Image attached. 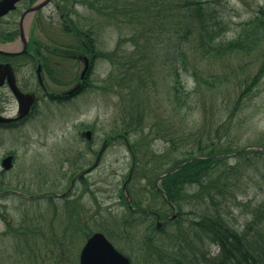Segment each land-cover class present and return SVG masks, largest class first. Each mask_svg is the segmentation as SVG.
Here are the masks:
<instances>
[{
  "label": "rangeland",
  "instance_id": "374dc122",
  "mask_svg": "<svg viewBox=\"0 0 264 264\" xmlns=\"http://www.w3.org/2000/svg\"><path fill=\"white\" fill-rule=\"evenodd\" d=\"M76 1L79 3L75 7L78 13V27L82 30L91 28L101 44V50L113 51L118 47L120 41L125 40L124 45H121V51L125 50L127 53H133L134 58H131V60L136 59L139 61L133 68L138 69L140 64H146L145 61L141 62L139 60L143 56V49L140 44L146 36H151L153 43H157L156 35L160 31L158 25L144 20L138 26H130L121 15L115 19L102 17V15H99L102 14L101 11L97 9L106 6L104 5L105 0ZM211 1V7L215 8L223 18L226 29L222 32L227 38L235 35L241 24L252 17L258 7L264 3V0ZM145 3H150V0H146ZM162 7L164 12L158 18V22L165 23L164 29L161 30L165 33L169 31L168 25L172 20L171 15L175 11L174 2L164 0ZM134 33L139 36L138 49L130 41L131 34ZM163 44L164 46L156 44L160 52L158 53L160 54L159 58L155 60L154 64L158 71L156 88L152 90V87L147 85L141 91V93H144L142 97L147 99L146 113L142 118H144L146 130L149 127L152 128V135L155 136L153 137L155 140L150 141L141 133L137 137L140 143L134 149L135 152L132 150L135 155L134 168L140 166L145 175L141 176V180H137L136 177L132 178V182L130 181L128 184V190L137 207L156 211L162 218H166L171 214V208L168 204L170 201L168 202L166 193L162 191L165 197L164 200L163 196L155 193L151 184L148 183L149 180L156 179L159 174L164 173L171 166V163L175 162L174 159H183V152L189 151L190 148L184 149L185 146L180 144V136L190 139L191 142L197 139L206 141L209 136L212 138L213 134L216 133V129L224 123V129H220L217 135L222 138L227 135V140L234 143L233 145L245 147L252 145L251 143L259 138H264V79H261L258 87L249 93L252 98L249 97L250 100L243 102L242 111L234 115L229 122L226 120L229 112L225 107H220V103L222 98L226 101L235 98L237 90L233 84L234 76L219 88L218 93L209 91L208 89L212 88L211 86H203L202 90L196 89L195 84L189 79L187 91H192L190 95L196 103L194 105L192 101V104H190V111L193 113L189 115L186 107L179 106L181 108L176 110L178 105L171 93L172 78L167 75L170 67L167 56L169 48L167 43ZM128 46L131 49H127ZM252 59H254V55L248 57L247 62L252 63ZM200 63L203 69H208L210 72L215 71V73L222 74L224 70L222 63L217 60H205ZM131 64H135V62ZM67 68L69 76L74 74L76 70V74L81 71V66L77 64H69ZM93 68L94 71L90 75L89 81L100 82L101 89L91 90L85 87L78 93L77 97L64 102L44 98L40 105L43 114L37 121L34 120L33 123L28 125V128H25L15 138L0 135L2 139L0 159L6 153L16 152L15 155L17 156L14 174L11 177L12 187L23 189L24 194L37 195L52 192L58 195L64 192L78 168L76 159L72 155L77 156L79 153H85L87 147L81 139V132L84 130L93 132V147L97 152L104 138L110 136L112 131H117L125 124L127 125V121L123 122L121 118L129 110L130 97L127 90L135 88V81L125 79L122 84L123 90L116 86L111 87L110 82L103 81L104 78L106 79L112 74L113 79L117 72H120L117 65L112 66L105 60L97 63ZM125 68H127L126 65L122 70ZM236 74L244 76L246 71L238 70ZM68 81L63 79L60 83L62 86L52 82L49 87L54 92L67 90L74 84V82ZM103 87H109L110 90H105ZM135 103L136 101L133 105ZM182 130L185 132V136ZM167 137L173 140V145L177 142L173 150H170L171 144L167 141ZM132 138H129V141L127 140L129 146V142L131 143L133 140ZM40 140L45 143V146L40 150L30 147V150L28 149L30 154L27 155L26 147ZM191 147L195 151L194 144ZM172 151L176 152L172 153ZM104 154L102 160L99 161V167L87 177L89 188L84 189L82 186H78L68 197L64 198L68 204L67 208L73 210V225L77 227L89 222L90 232H100L105 235L112 243L111 245L129 258L130 264H145L143 250L148 246L146 247L142 243V239L145 237L152 238V236L147 232L146 225L142 224L143 221H140L142 215L134 213L131 218L128 215L129 219H138V225L133 223L132 220L128 222L131 233L135 235L134 238L123 239L120 235L124 224L121 221L122 217L129 214V212L119 191L122 189V184L127 178L128 170L132 165L131 154L125 141L121 138L111 141ZM248 159L255 163L254 165H257L259 169H255L253 165L248 167L245 165L246 163H243V159L238 160L232 157L230 158L231 163H229L234 166V164L242 162L238 168L243 166L246 173L245 176L242 172L233 175L234 179L237 180L235 185L236 201H230L227 204L229 205L227 210H223V212H226L225 215L230 210L228 218L231 219L238 230H242L246 221L251 218V211L254 206L264 202V158L249 155ZM92 161H88L89 164L93 163ZM160 164L162 165L161 169L158 167ZM19 170L29 176H20L18 174ZM64 203L56 201L52 203L48 197L32 200H26L24 197L10 198L8 200V216L12 219L10 228H5L0 222V264H18L23 261L22 252L27 254L29 252L39 253L43 247L45 250L48 249L46 248L48 246L46 236L49 238L54 235L53 230L47 225L52 223L53 220L57 222L65 218ZM191 212H193V208L184 207L182 210L183 215L181 217L184 224H186L185 226H188L187 217L193 219ZM147 217L145 216L144 219H148L149 222L155 224L154 218ZM32 225L34 231H37L38 227L43 228L46 232L44 238L38 236V234L31 237L29 227ZM175 230L169 228L163 236H160L159 241L161 244L169 248L173 247L172 244L175 241L173 236L178 233ZM31 232L33 233V231ZM33 240H35L36 246H34ZM32 247L36 249L33 252L29 249ZM207 248L210 249L212 255L217 253L216 246L208 244ZM140 249L141 251H139Z\"/></svg>",
  "mask_w": 264,
  "mask_h": 264
},
{
  "label": "trees",
  "instance_id": "16d2710c",
  "mask_svg": "<svg viewBox=\"0 0 264 264\" xmlns=\"http://www.w3.org/2000/svg\"><path fill=\"white\" fill-rule=\"evenodd\" d=\"M144 1L146 2V0H105L104 5L106 6L97 10L101 11L100 16L108 19H115L121 15L130 26H138L144 20L159 26L160 31L156 35L158 40L156 44L164 46L163 43H167L169 48L167 56L170 67L167 75L172 78L171 93L178 105L176 110L181 108L179 106H183L186 107L187 114L193 113L190 111V104L192 101L194 105L196 103L190 95L192 91H187L189 79L195 84L196 89L202 90L203 86H211L212 88L208 90L218 93L219 88L234 76L233 84L237 90L235 98L228 101L222 98L220 103V107H225L229 112L226 120L231 121L234 115L242 111L243 102L250 100L249 97L252 98L249 93L258 87L261 79H264V3L258 7L252 17L241 24L235 35L227 38L222 32L226 29L223 18L215 8L211 7V0H172L175 11L171 15L172 20L168 25L169 31L165 33L161 31L164 29L165 23L158 22V18L164 12L162 9L164 0H150V3ZM131 35L130 41L138 49L139 36L137 33ZM124 43L125 40L120 41L118 47L113 51H98L96 49V53H100L112 66L117 65L118 70L120 69V72H117L113 79L112 74L106 79L104 78L103 82L107 80L111 87L116 86L123 90L122 84L125 79L135 81V88L127 90L130 97L129 110L121 118L123 122L127 121V125L125 124L117 131L110 133L121 138L124 137L128 141L129 138L133 137L129 144L131 150L135 152L134 149L140 143L137 139L140 133L150 141L155 140L153 138L155 136L152 135V128L149 127L146 130L144 118H142L146 113L147 99L142 97L144 93L141 91L147 85L152 87V90L156 88L158 71L154 64L155 60L159 58L160 54L158 53L160 52L156 44L153 43V38L146 36L140 44L143 49V56L139 58L141 62L145 61L146 64H140V68L135 69L133 66L139 61L131 60L134 58L133 53L121 51V45ZM127 49H131V47L128 46ZM251 55H254L253 62L248 63L247 59ZM205 60H217L222 63L224 68L222 74L203 69L200 62ZM132 62L135 64H131ZM125 65L127 68L122 70ZM238 70H244L246 74L244 76L236 74ZM209 72L212 74L210 75ZM99 84L100 82L94 83L88 80L82 89L86 87L91 90H99L101 89ZM108 88L103 87L105 90H110ZM135 101L136 103L133 105ZM220 129H224V123L216 129L214 136L212 138L209 136L206 141L197 139L191 142L190 139L180 136V144L185 146L184 149H190L183 152L184 154L182 153L183 159H174L175 162L171 163V166L164 173L183 164L182 168L162 178L159 187H156V179L164 173L159 174L156 179L149 180L148 184H151L155 193L161 194L164 200L162 191L166 193L167 200L175 205L177 215L174 220L168 221L159 231L155 230L154 224L148 219L140 218V221H143L142 224L146 225L147 232L152 236V238L145 237L142 239V243L146 247L148 246L146 249L143 248L146 263L264 264V202L254 206L251 211L252 216L246 221L242 230L236 229L234 223L228 218L230 210L226 215V212H223L229 207L227 204L230 201H236L235 185L237 180L234 179L233 175L239 174V172L244 173V176L246 174L243 166L238 168L242 162L233 166V164H229L231 163L230 158L243 159V163H246L245 165L248 167L253 165L255 169H259L248 158L249 155L264 158V150L245 149L250 146L264 148V138H259L251 143L252 145L237 146L227 140V135L225 138L218 137L217 134ZM183 133L185 136V132ZM167 138L171 144L170 150H173L177 142L173 145V140L170 137ZM192 144H194L195 151L192 150ZM174 152L176 151H172V153ZM194 158L202 159L191 161ZM158 167L161 169L162 165L160 164ZM142 175L145 174L140 166L134 168L132 178L136 177L137 180H141ZM128 192L130 191L128 190ZM49 199L52 203L55 201L65 202V218L57 222L53 220L47 225L53 230L54 235L49 238L46 236L48 241L46 248L48 249L45 250L43 247L39 253L29 252L27 254L22 252L23 261L18 264H78L77 256L81 245L92 234L90 223L86 222L76 227L72 220L73 210L67 208V201L65 199L56 200L54 197H49ZM184 207L193 208V212L190 213L193 219L186 218L188 226H185L186 224L181 217ZM127 210L129 214L124 215L122 220L120 219L124 223L122 233H120L123 239H131L135 236L131 233L128 222L132 220L138 225V219L128 218V215L130 218L132 217V213L128 208ZM7 228H10V225ZM169 228L178 231L173 236L175 241L171 248L159 241V237L163 236ZM29 230L31 237L38 234L44 238L46 233L41 227L34 231L33 225L29 227ZM33 242L36 246L35 240ZM208 244L217 247L216 254H211L210 249L207 248ZM140 245L142 248L141 243ZM29 249L32 252L36 250L33 247Z\"/></svg>",
  "mask_w": 264,
  "mask_h": 264
},
{
  "label": "flooded vegetation",
  "instance_id": "af4514ba",
  "mask_svg": "<svg viewBox=\"0 0 264 264\" xmlns=\"http://www.w3.org/2000/svg\"><path fill=\"white\" fill-rule=\"evenodd\" d=\"M78 4L76 0H0V118L4 119L0 120L1 136L15 138L34 120L37 121L43 114L40 105L44 98L64 102L77 97L82 84L93 74V67L105 61L103 55L96 53V49L101 50V44L93 30L78 27L75 8ZM66 63L67 67L69 64L80 65L81 71L76 74V70L69 76ZM85 68L86 72L82 74ZM63 79L74 82L70 89L55 92L50 89L49 84L52 82L62 86L60 83ZM30 98L32 103L27 110ZM85 131L80 136L87 147L85 153L72 155L78 168L68 187L62 192H67L66 196L78 186L89 188L87 177L99 167V161L109 146L106 137L96 152L93 147V132L89 130L91 134L88 136ZM1 142L0 138V145ZM104 142V150L94 166ZM44 146L45 143L41 140L31 144L26 147V154H30V147L40 150ZM15 154L16 152L6 153L0 159V222L5 228L12 222L8 216V200L25 196L23 189L11 185L17 161ZM8 156L12 157L10 164L4 163ZM90 160L93 163L89 164ZM18 174L29 176L21 170ZM132 203V212L155 219L156 231L172 219H161L156 211L142 209L135 202ZM158 219L163 223L157 224Z\"/></svg>",
  "mask_w": 264,
  "mask_h": 264
},
{
  "label": "water",
  "instance_id": "95a60500",
  "mask_svg": "<svg viewBox=\"0 0 264 264\" xmlns=\"http://www.w3.org/2000/svg\"><path fill=\"white\" fill-rule=\"evenodd\" d=\"M86 72V68L83 70L82 74ZM29 104L27 105V110L32 103V99L30 98V101H28ZM0 120H4L0 118ZM91 132L87 131L86 135L90 136ZM115 137H111L113 139ZM106 143H103V147L101 150H99V155L97 157V160L95 161L94 166L97 165L98 160L100 158L101 153L104 150V145ZM264 150L263 148L260 147H248L247 150ZM202 159V158H198ZM12 160V157L9 156L4 160V163L10 164ZM7 168V166L5 167ZM181 166L176 167L170 173H166L162 176H160L158 180V184L161 182L162 178L167 176L168 174L174 173L175 171L179 170ZM131 177V171L129 172L128 178L126 182L123 184L122 187V192L124 194V199L126 200L125 202L128 203V205L131 207L130 203V197L128 195V192H126V184L130 180ZM54 196H62V195H54ZM32 197V196H30ZM157 224H162L163 222L156 221ZM78 263L79 264H130V261L127 257L122 255L113 245H111V242L100 232H96L94 234H91V236L86 240L84 245H82V248L80 250L79 256H78Z\"/></svg>",
  "mask_w": 264,
  "mask_h": 264
}]
</instances>
